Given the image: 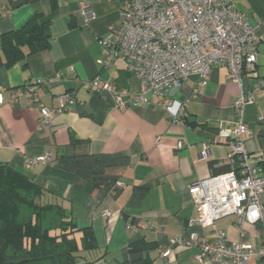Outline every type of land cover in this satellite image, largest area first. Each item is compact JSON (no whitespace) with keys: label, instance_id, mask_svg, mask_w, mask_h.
<instances>
[{"label":"crops","instance_id":"obj_1","mask_svg":"<svg viewBox=\"0 0 264 264\" xmlns=\"http://www.w3.org/2000/svg\"><path fill=\"white\" fill-rule=\"evenodd\" d=\"M11 13L0 18V37L24 27L40 14L50 22L51 48L32 55L11 68L0 67V86L11 90L32 80L46 84L39 91L46 108H57L61 96L74 92L80 101L50 126H40V107L23 100L21 105L0 106V161L28 175L46 188L48 198L61 203L80 228H92L99 248L91 255L97 264H128L150 258L153 264H199L198 248L180 246L170 249V240L196 232L201 238L216 240L211 228L189 222L198 218L189 193L191 183L237 171L229 164V144L218 139L221 127L239 122L234 103L241 88L231 82L224 66L212 70L209 84L196 94V79L187 81L171 97L187 103L188 117L172 123L162 109V100L149 97V105L120 110L109 94L98 95L86 85L99 77L121 92H139L138 80L128 71L124 60L102 69L103 50L99 40L119 24L123 0H0ZM236 9L245 14L262 38L258 46V78H246L244 91L253 94V104L243 111L250 128L244 137L246 150L256 158L264 157V92L257 89L264 81V0H236ZM92 9L95 19L87 22L83 14ZM62 76L61 81H52ZM128 100V97L124 98ZM74 138L77 144L72 143ZM204 147L209 148L203 157ZM51 156L49 161L28 168L27 161ZM63 155H110L128 160L127 165L105 171L104 178L122 183L118 192L97 187L90 170L68 172L58 166ZM213 163V168L210 164ZM105 212L109 215L105 216ZM216 231L226 233L228 242L258 245L257 228L239 227L235 216L218 220ZM145 240L156 248L133 253L130 245ZM248 264H264L251 260Z\"/></svg>","mask_w":264,"mask_h":264},{"label":"built area","instance_id":"obj_2","mask_svg":"<svg viewBox=\"0 0 264 264\" xmlns=\"http://www.w3.org/2000/svg\"><path fill=\"white\" fill-rule=\"evenodd\" d=\"M235 2L123 0L119 24L110 27L107 35L99 40L103 50L99 63L102 69H108L117 60H124L128 71L138 80L140 90L121 92L99 77L86 84L98 95H111L120 110L149 105L150 96L160 98V106L174 124H181L188 117L187 103L171 99L187 81L195 78V92L201 95V89L209 84L212 70L224 66L228 69L229 80L242 89L234 103L239 122L218 131V139L229 144V164L238 167L237 171L198 180L189 186L198 214L196 220L189 222V229L211 228L216 232V240L203 239L192 231L171 239L167 251L195 246L199 264H248L253 259L264 260V170L260 166L264 157H253L243 140L250 134L243 111L254 102L252 92L244 91L243 83L246 78H258V46L262 38L247 16L236 9ZM10 13L0 2V18L10 17ZM83 14L87 22L95 19L90 8ZM63 79L56 76L52 81ZM45 84L43 80H32L17 90L0 86V106L6 104L4 94L10 96V105H21L23 100L36 103L40 107L41 128L50 126L57 115L77 106L80 101L74 92L66 93L61 96L57 108H46L39 96ZM257 89L264 92V81ZM208 152L209 148L204 147L201 155L206 157ZM50 159V155L38 157L27 161L26 166L31 168ZM117 186L121 188L123 184ZM108 215L105 212V216ZM232 215L237 218L239 227L248 224L257 228V246L246 242L230 243L225 232L216 231V222Z\"/></svg>","mask_w":264,"mask_h":264},{"label":"trees","instance_id":"obj_3","mask_svg":"<svg viewBox=\"0 0 264 264\" xmlns=\"http://www.w3.org/2000/svg\"><path fill=\"white\" fill-rule=\"evenodd\" d=\"M50 48V22L35 14L21 29L1 35L0 67L11 68ZM77 142L72 138L73 144ZM57 164L68 172L88 169L95 186L117 193L118 183L104 178L105 171L127 165L128 160L110 155H63ZM260 166L264 170V161ZM98 248L92 228H80L61 203L48 198L44 186L0 161V264H97L105 257L90 258ZM155 248L145 240L130 245L133 253L148 254ZM128 264L153 262L147 257Z\"/></svg>","mask_w":264,"mask_h":264}]
</instances>
